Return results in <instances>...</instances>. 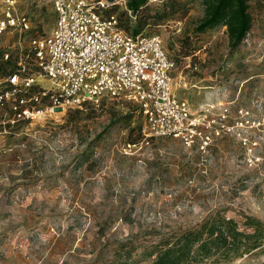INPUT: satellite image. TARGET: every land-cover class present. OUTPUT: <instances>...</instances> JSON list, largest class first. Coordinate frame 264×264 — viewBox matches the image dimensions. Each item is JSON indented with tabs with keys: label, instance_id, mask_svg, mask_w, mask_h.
I'll list each match as a JSON object with an SVG mask.
<instances>
[{
	"label": "rangeland",
	"instance_id": "374dc122",
	"mask_svg": "<svg viewBox=\"0 0 264 264\" xmlns=\"http://www.w3.org/2000/svg\"><path fill=\"white\" fill-rule=\"evenodd\" d=\"M163 2L179 11L167 6L166 17L143 30L158 33L175 61L174 93L193 109L233 101L232 111L264 115V0L249 2L251 27L235 49L225 26L194 31L201 0H149L152 11ZM16 9L29 29L0 37V53L12 58L56 20L50 0H16ZM143 123L136 104L101 96L0 128V264H152L185 229L221 217L259 232L261 244L203 264H264V130L252 131L249 164L231 135L205 154L169 136L129 148Z\"/></svg>",
	"mask_w": 264,
	"mask_h": 264
},
{
	"label": "built area",
	"instance_id": "2783aa9c",
	"mask_svg": "<svg viewBox=\"0 0 264 264\" xmlns=\"http://www.w3.org/2000/svg\"><path fill=\"white\" fill-rule=\"evenodd\" d=\"M50 1L56 15L51 31L30 38L26 53L21 48L13 58L2 53L10 63L0 73V128L108 96L136 104L143 116L142 139L128 142L129 148L152 136H169L205 154L218 139L231 135L253 163L257 140L252 131L264 130V115L253 117L246 106L232 111L233 101H206L193 109L176 95V65L162 37L125 30L115 13H108L125 0ZM27 29L28 16L17 11L16 0H0V37Z\"/></svg>",
	"mask_w": 264,
	"mask_h": 264
},
{
	"label": "trees",
	"instance_id": "16d2710c",
	"mask_svg": "<svg viewBox=\"0 0 264 264\" xmlns=\"http://www.w3.org/2000/svg\"><path fill=\"white\" fill-rule=\"evenodd\" d=\"M251 0H201L203 15L196 24L194 31L203 32L217 26H225L229 44L235 49L243 41L251 27V14L248 5ZM114 4L108 8V13H115L120 26L132 33H138L144 26L158 24L167 14V2L160 5V9L152 11L149 0H125L124 9L116 12ZM169 7V6H168ZM169 13L179 11L173 6L168 8ZM135 25L131 28V21ZM189 40V39H187ZM0 53V73L5 64ZM189 49L183 52L189 55ZM143 136V135H142ZM130 143L138 142V138L131 137ZM261 244L259 232L245 234L238 230L236 222L231 219H206L185 229L172 245L163 247L155 252L152 264H203L207 259L212 261H232L257 248ZM243 248V251L240 249ZM152 255V254H151Z\"/></svg>",
	"mask_w": 264,
	"mask_h": 264
}]
</instances>
